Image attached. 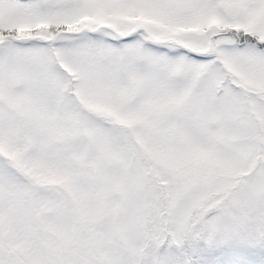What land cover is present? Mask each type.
<instances>
[{
	"label": "snow or ice",
	"instance_id": "1",
	"mask_svg": "<svg viewBox=\"0 0 264 264\" xmlns=\"http://www.w3.org/2000/svg\"><path fill=\"white\" fill-rule=\"evenodd\" d=\"M0 264H264V0H0Z\"/></svg>",
	"mask_w": 264,
	"mask_h": 264
}]
</instances>
